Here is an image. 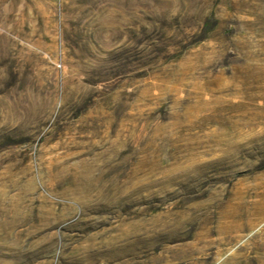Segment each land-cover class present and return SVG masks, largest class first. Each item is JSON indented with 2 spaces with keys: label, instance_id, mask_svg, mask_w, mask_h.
<instances>
[{
  "label": "rangeland",
  "instance_id": "rangeland-1",
  "mask_svg": "<svg viewBox=\"0 0 264 264\" xmlns=\"http://www.w3.org/2000/svg\"><path fill=\"white\" fill-rule=\"evenodd\" d=\"M0 264H264V0H0Z\"/></svg>",
  "mask_w": 264,
  "mask_h": 264
}]
</instances>
